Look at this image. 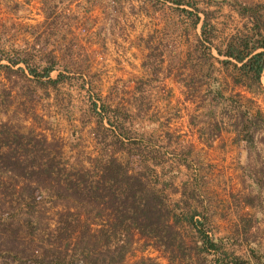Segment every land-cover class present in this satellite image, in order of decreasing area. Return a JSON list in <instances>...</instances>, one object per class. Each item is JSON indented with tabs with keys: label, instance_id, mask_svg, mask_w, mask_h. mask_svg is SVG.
Segmentation results:
<instances>
[{
	"label": "rangeland",
	"instance_id": "rangeland-1",
	"mask_svg": "<svg viewBox=\"0 0 264 264\" xmlns=\"http://www.w3.org/2000/svg\"><path fill=\"white\" fill-rule=\"evenodd\" d=\"M66 1L70 0H0V121L9 123L22 133L46 136L56 148H60L70 164L94 168L97 161L113 156L109 151L117 148L111 145L108 132L104 131L105 122L100 124L101 119H107L108 113L102 109L103 102L108 103L110 89L113 92L115 88H130L127 86L130 84L136 87L139 80H149L145 74L134 72L133 58L126 53L131 48L144 46L150 37L163 32V25L157 21L161 22L163 10L151 17L146 7L149 4L159 8L167 0H134L136 4L127 11L118 9V0H108V4L100 10L91 9L86 1L77 0L74 4V1ZM200 1L209 4L225 3L227 0ZM122 12L127 14V19L125 16L119 19ZM99 14L101 25L88 22L90 19L98 22ZM184 27L182 21V36ZM190 33L193 35V30ZM41 34L44 40L37 42L35 35L40 37ZM210 34L203 31V39ZM172 43H161L160 51L171 50L174 47ZM92 44L96 46L93 50L87 48ZM200 47L194 49L195 54L205 50ZM56 49L70 50L68 65L63 61L53 63L52 54ZM87 54L92 58H88ZM36 56H43L45 64L39 65L42 59ZM18 58L39 73L55 66L57 72L53 77L61 73L59 83L55 86L43 84L36 77L27 81L23 75L15 74L18 67L13 62ZM203 61L208 65V58L204 57ZM154 79L158 83L157 89L145 88L140 98L145 103H153L157 95L167 97L170 94L162 86L164 76L156 75ZM195 94L191 92L189 95L193 97ZM234 101L240 105L237 100ZM110 103L115 107L114 102ZM248 104L245 110H238L234 104L231 107H236L232 116L245 120L244 129L248 132L249 143L264 132V114H260L253 101ZM93 105L97 108H92ZM180 110L171 111L175 114L173 118L182 119L177 115ZM153 117L168 126V118L156 107L147 121H142L146 130H150ZM180 119L171 127L172 139H169L168 145L171 149L161 144L155 147L146 140L144 143L134 132L131 136L139 146L160 152L157 162L161 166L142 170L139 174L148 177L149 184L160 192L170 210L177 215L182 254L176 250L174 257L155 248L151 240L136 234L120 264H264V229L258 227L259 222L245 216L231 220L235 224L231 229H216L211 208L213 204L210 203L213 197L209 180L212 170L210 167L202 169L196 158L191 159L188 170H182L177 165L182 160V147L188 150V147L194 146V137H188L189 134L199 133V129H195L199 124L193 125L191 131L187 128L190 133L184 129L182 132ZM206 124L211 132L221 127L217 122ZM140 128L136 127L137 130ZM131 129L135 131L132 126ZM92 131L95 133L92 134ZM261 139L257 137L256 141L259 143ZM154 141L158 143L157 139ZM173 150L178 152H169ZM125 160L121 162L125 164ZM187 178L191 185L184 184ZM30 189L22 178L0 169V264H70L69 256L66 260L61 257L65 255L62 250L65 242L61 248H52L54 242L57 246L60 244L56 238V227L58 215L64 207L54 203L48 193L40 189L32 192ZM182 192L186 194L184 199ZM199 232L206 233L219 249L207 251Z\"/></svg>",
	"mask_w": 264,
	"mask_h": 264
},
{
	"label": "crops",
	"instance_id": "crops-1",
	"mask_svg": "<svg viewBox=\"0 0 264 264\" xmlns=\"http://www.w3.org/2000/svg\"><path fill=\"white\" fill-rule=\"evenodd\" d=\"M72 1L74 4L77 0L66 2L72 3ZM118 1L119 10L127 11L129 7L132 9V6L136 4L134 0ZM77 2L89 3L87 5H90L89 7L94 10H100L108 4V0H98L97 2L80 0ZM70 3H68L69 6ZM59 5L60 3H58ZM87 5L85 6L87 7ZM146 8L151 17L163 10L161 22L157 19L158 23L163 25V32L150 37L144 46L136 49L131 48L126 53L133 58L136 69L134 72L145 74L149 80H139L136 87H132L134 85L130 84L127 85L130 88H115L113 92L110 89L108 103L103 102L102 109L108 113L107 119H101L100 124L105 122L103 124V127L106 126L104 131L108 132L111 145L114 148L117 147L109 152H112V157L117 158L120 162L126 159L125 164L121 163L127 165L126 167L131 173L154 169L156 166L160 167V163L157 162L160 152L151 151L142 145L139 146L131 135L134 132L135 136L143 139L144 143L146 140L155 147L161 144L171 149V146H168L169 139H172L171 127L180 119L173 118L175 114H172L171 111L182 109L183 111L180 110V114H177L182 116L180 119L182 132L184 129L190 133L189 130H193L192 126L199 124L198 127H195V129H199V133L198 135L196 133L189 134L188 137H194L192 139L194 146L188 147V150L182 147V160L177 162V165L182 167V170L184 168L188 170L191 159L196 158L202 169L210 167L212 170L209 180L213 197L210 199V203L213 204L211 208L216 229H231L235 226L234 221L231 220L245 216L258 221V227L264 229V174L262 172L264 171V132L257 135L254 142L248 143V132L244 129L246 126L243 122L244 119L232 116L236 107H231L234 104L238 110H245L248 108V103L253 101L260 114H264V92H260L256 87L250 88L243 83H236L238 71L235 66L223 63L227 59L224 52L230 42L236 43L234 40H238V38L264 37V0H227L225 3L211 2L209 4L201 3L200 0H167L162 3V7L158 8L147 4ZM124 16L127 19V14L122 12L119 19H123ZM100 20L101 14H99L98 22L91 19L88 22L101 25ZM182 21L185 26L183 36ZM175 26L178 27L175 28ZM191 30H193V35L190 33ZM203 31L211 34L205 35L207 37L203 39ZM35 36L37 42H43V34L40 37ZM165 41H172L174 47L163 52L160 51V45ZM199 45L203 46L205 50H201L198 55L194 53V49L197 46L200 47ZM94 47L96 46L92 44L87 48L93 50ZM69 52L68 49H56L52 54L53 63L63 61L68 65L70 63L68 56L71 55ZM87 56L92 58L90 54ZM42 57L36 56V58L42 59V62L39 61V65L45 64V58ZM204 57L208 58V65L204 64ZM13 64L18 67L17 70L24 69V73L27 75L29 69L38 75L49 69L48 67L39 73L36 68L32 69L19 58ZM50 68L52 69L50 79L59 78L61 73L53 77L57 72L55 66ZM19 74L22 75L21 72ZM156 75H161L162 78L164 76L162 86H165L170 94L167 97L157 95L153 103H145L140 98L144 94L145 88L148 87L152 91L157 89L158 83L154 79ZM33 78L29 75L26 77L27 81L35 80ZM36 78L43 84H50L47 79L40 76ZM58 83L59 81L50 85L55 86ZM262 87L264 88V80ZM191 92L196 94L191 97L189 95ZM234 100H237L240 105H237ZM110 102H114L115 107ZM93 107L97 108L96 105ZM156 107L160 108L163 115L168 118V124H166L168 126L160 124L153 117L148 131L144 128L142 121L143 119L147 121V117L152 115ZM205 122H217L221 127L215 132H211ZM131 126L135 131H132ZM140 126L141 128L137 130L136 127ZM200 129L204 133H200ZM257 137L262 138L259 142L261 144L256 141ZM98 138H100L99 134ZM154 139H157L158 143ZM144 154L149 156L144 157ZM184 184L191 185L188 178L185 179ZM184 198H186V194L182 192V199Z\"/></svg>",
	"mask_w": 264,
	"mask_h": 264
},
{
	"label": "trees",
	"instance_id": "trees-1",
	"mask_svg": "<svg viewBox=\"0 0 264 264\" xmlns=\"http://www.w3.org/2000/svg\"><path fill=\"white\" fill-rule=\"evenodd\" d=\"M234 41L226 48L223 63L235 66L236 83L264 90V37ZM51 70L38 75L29 69L28 75L56 84L59 78L50 79ZM19 72L28 77L24 69L15 74ZM97 162L94 168L74 166L46 136L22 133L0 121V169L22 178L32 192L48 193L64 207L56 227L60 244L52 246L61 248L65 242L63 260L69 256L70 264H120L136 234L174 257L176 250L182 254L179 219L148 179L131 173L115 157ZM199 237L207 251L219 249L206 233L199 232Z\"/></svg>",
	"mask_w": 264,
	"mask_h": 264
}]
</instances>
